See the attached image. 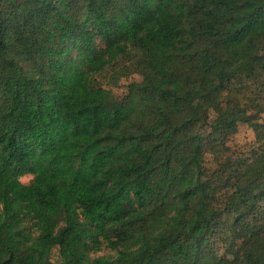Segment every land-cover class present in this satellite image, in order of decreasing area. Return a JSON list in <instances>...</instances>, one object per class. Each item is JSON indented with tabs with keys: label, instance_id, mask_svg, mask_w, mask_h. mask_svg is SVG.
<instances>
[{
	"label": "trees",
	"instance_id": "1",
	"mask_svg": "<svg viewBox=\"0 0 264 264\" xmlns=\"http://www.w3.org/2000/svg\"><path fill=\"white\" fill-rule=\"evenodd\" d=\"M262 114L264 0H0V264H264Z\"/></svg>",
	"mask_w": 264,
	"mask_h": 264
},
{
	"label": "rangeland",
	"instance_id": "2",
	"mask_svg": "<svg viewBox=\"0 0 264 264\" xmlns=\"http://www.w3.org/2000/svg\"><path fill=\"white\" fill-rule=\"evenodd\" d=\"M132 66L126 62H121L113 71H105L101 75L97 76L99 83L103 86L111 88L113 91L117 93H121L123 91V87L129 81L137 80L136 75L131 74ZM264 118V114H262ZM234 143L240 148L241 151H246L247 147H249L252 141V133L248 128L244 125H238L236 134L234 135ZM209 159V158H208ZM207 167H211V164L206 162ZM31 177L24 176L20 178V182L22 184H27L30 181ZM102 253H105L103 251ZM98 255H101L98 254ZM55 259V253H52V260Z\"/></svg>",
	"mask_w": 264,
	"mask_h": 264
}]
</instances>
